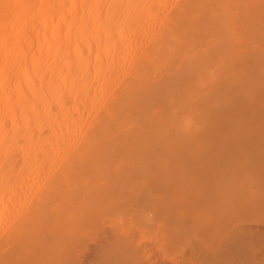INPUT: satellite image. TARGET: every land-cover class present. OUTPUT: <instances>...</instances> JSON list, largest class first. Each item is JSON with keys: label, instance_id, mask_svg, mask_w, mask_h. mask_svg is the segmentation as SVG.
<instances>
[{"label": "bare ground", "instance_id": "6f19581e", "mask_svg": "<svg viewBox=\"0 0 264 264\" xmlns=\"http://www.w3.org/2000/svg\"><path fill=\"white\" fill-rule=\"evenodd\" d=\"M0 264H264V0H0Z\"/></svg>", "mask_w": 264, "mask_h": 264}]
</instances>
